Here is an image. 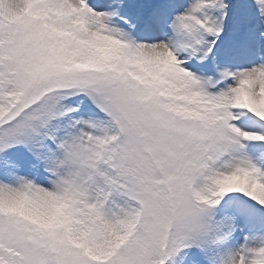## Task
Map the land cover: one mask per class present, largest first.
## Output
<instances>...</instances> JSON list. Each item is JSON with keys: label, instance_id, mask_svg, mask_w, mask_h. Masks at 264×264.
I'll use <instances>...</instances> for the list:
<instances>
[{"label": "snow or ice", "instance_id": "6c2138e0", "mask_svg": "<svg viewBox=\"0 0 264 264\" xmlns=\"http://www.w3.org/2000/svg\"><path fill=\"white\" fill-rule=\"evenodd\" d=\"M0 264H264V0H0Z\"/></svg>", "mask_w": 264, "mask_h": 264}]
</instances>
